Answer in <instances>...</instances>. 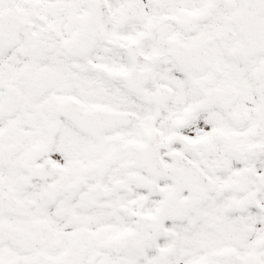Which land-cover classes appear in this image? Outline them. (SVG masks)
<instances>
[{
  "label": "snow or ice",
  "instance_id": "6c2138e0",
  "mask_svg": "<svg viewBox=\"0 0 264 264\" xmlns=\"http://www.w3.org/2000/svg\"><path fill=\"white\" fill-rule=\"evenodd\" d=\"M0 264H264V0H0Z\"/></svg>",
  "mask_w": 264,
  "mask_h": 264
}]
</instances>
